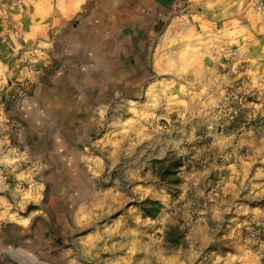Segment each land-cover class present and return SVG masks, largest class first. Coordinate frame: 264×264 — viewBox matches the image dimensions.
<instances>
[{"label":"rangeland","instance_id":"rangeland-1","mask_svg":"<svg viewBox=\"0 0 264 264\" xmlns=\"http://www.w3.org/2000/svg\"><path fill=\"white\" fill-rule=\"evenodd\" d=\"M94 1L0 0V264H264V0Z\"/></svg>","mask_w":264,"mask_h":264},{"label":"crops","instance_id":"crops-1","mask_svg":"<svg viewBox=\"0 0 264 264\" xmlns=\"http://www.w3.org/2000/svg\"><path fill=\"white\" fill-rule=\"evenodd\" d=\"M81 1L82 0H71V5L69 7L73 6L72 8L77 9L80 6ZM94 5L96 8H91L90 5L87 6L86 15L90 16V18H88L89 22H91L90 19H95L94 16L96 11L101 12L103 11V7H111L110 3L106 2L105 0H95ZM79 40L80 42H72L67 48L68 51L66 54L68 53L69 55L66 57H72L71 59L68 58V62L70 64H72L71 62L76 63V61H73V58L76 54H79L80 56L84 55L83 49L80 46H83L81 45V43H83L81 41H84L85 37H80ZM73 53L76 54L73 56ZM72 74L74 73L66 72L47 76V78L43 80L42 83L35 85L32 95L28 99L30 106L24 108L23 114L27 116V126L34 138L32 141L34 145L30 146L26 144L25 148L27 157H29L32 161V164L29 168L31 171L38 170L36 166H39V164L41 165V162L39 163L38 161L42 155L35 153L31 154L29 153V150L31 148L34 149L38 142H40L41 145L39 149L42 148L43 144L45 143L44 139H42L44 135L53 133L58 120L57 117L61 115L60 114L57 116L56 111L62 110V107L66 111L70 109L73 111L79 110V100L75 99V93L73 92L75 91L76 87L79 88V81L75 83L74 81L76 77ZM71 114L72 115H68V117L71 118L70 124L73 128L74 124H79L78 115L74 117V113ZM53 140V143L56 142V138ZM23 141L22 143L24 144L25 141ZM63 148L65 150L67 149V146L63 145Z\"/></svg>","mask_w":264,"mask_h":264}]
</instances>
